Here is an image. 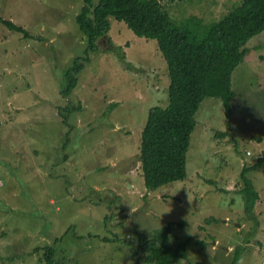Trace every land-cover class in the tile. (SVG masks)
<instances>
[{"label":"rangeland","instance_id":"obj_1","mask_svg":"<svg viewBox=\"0 0 264 264\" xmlns=\"http://www.w3.org/2000/svg\"><path fill=\"white\" fill-rule=\"evenodd\" d=\"M159 1L174 20L196 15L207 22L238 0ZM83 4L0 0V18L30 35L0 21V264H47L49 247L62 264H145L133 254L141 250L137 234L164 227L172 244L191 238L186 259L172 264H231L238 245L235 264H262L264 166L246 173L259 195L255 218L239 191L242 169L264 148V30L246 42L232 73L231 118L219 98L205 97L186 178L149 190L136 155L149 108L168 102L166 61L156 40L110 16L77 85L61 96L67 66L84 55L76 22Z\"/></svg>","mask_w":264,"mask_h":264},{"label":"trees","instance_id":"obj_2","mask_svg":"<svg viewBox=\"0 0 264 264\" xmlns=\"http://www.w3.org/2000/svg\"><path fill=\"white\" fill-rule=\"evenodd\" d=\"M83 2L76 22L85 37L84 55L75 56L67 66L62 77L60 95L68 96L77 85V75L84 63L92 52L99 49L97 41L108 34L110 16L123 21L136 36L156 40L168 69V102L165 106L149 108L136 160L149 190L184 180L187 176L186 154L190 135L196 124L195 113L203 99L219 98L225 117L231 118V102L236 95L232 86V73L244 60L246 42L264 30V0H238L216 20H207L208 23L196 15L174 20L159 0ZM0 21L10 29L30 36L25 29L10 20L0 18ZM120 59L127 68L130 66L124 53L120 54ZM78 108L80 103L67 104L64 109L72 111ZM60 115L66 123L67 116L62 113ZM226 134V131L218 133L220 136ZM261 138V135L256 137V142H261ZM246 154L249 152L246 151ZM261 166H264V148L253 164L241 171L244 187L239 192L243 195V207L248 217L255 218L253 207L259 195L246 178V173ZM215 220L214 217L205 219L207 223ZM179 224H183V221H179ZM156 231L150 236L137 234L136 240L141 250L133 249L134 255H140L138 257L145 264H172L186 259L190 237L172 244L171 229L164 227ZM195 243L203 244L199 240ZM239 248V245L236 246L231 264H235ZM54 254L53 248L46 250V263L62 264L55 260Z\"/></svg>","mask_w":264,"mask_h":264},{"label":"built area","instance_id":"obj_3","mask_svg":"<svg viewBox=\"0 0 264 264\" xmlns=\"http://www.w3.org/2000/svg\"><path fill=\"white\" fill-rule=\"evenodd\" d=\"M264 264V263H263Z\"/></svg>","mask_w":264,"mask_h":264}]
</instances>
